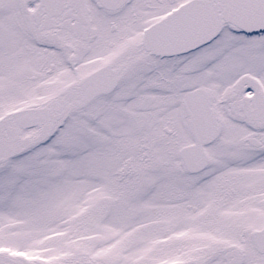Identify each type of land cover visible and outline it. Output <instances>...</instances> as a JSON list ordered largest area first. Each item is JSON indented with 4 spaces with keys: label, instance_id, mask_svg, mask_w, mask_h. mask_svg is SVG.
<instances>
[{
    "label": "snow or ice",
    "instance_id": "obj_1",
    "mask_svg": "<svg viewBox=\"0 0 264 264\" xmlns=\"http://www.w3.org/2000/svg\"><path fill=\"white\" fill-rule=\"evenodd\" d=\"M0 264H264V0H0Z\"/></svg>",
    "mask_w": 264,
    "mask_h": 264
}]
</instances>
